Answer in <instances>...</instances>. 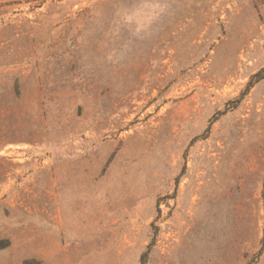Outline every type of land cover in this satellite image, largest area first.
<instances>
[{"label": "rangeland", "instance_id": "374dc122", "mask_svg": "<svg viewBox=\"0 0 264 264\" xmlns=\"http://www.w3.org/2000/svg\"><path fill=\"white\" fill-rule=\"evenodd\" d=\"M0 264H264V0H0Z\"/></svg>", "mask_w": 264, "mask_h": 264}]
</instances>
